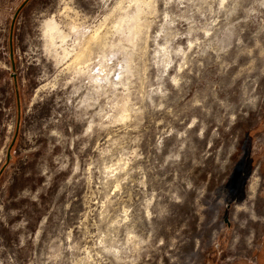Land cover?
Listing matches in <instances>:
<instances>
[{"label": "rangeland", "instance_id": "374dc122", "mask_svg": "<svg viewBox=\"0 0 264 264\" xmlns=\"http://www.w3.org/2000/svg\"><path fill=\"white\" fill-rule=\"evenodd\" d=\"M23 1L0 0V167ZM12 30L0 264L264 252V0H28Z\"/></svg>", "mask_w": 264, "mask_h": 264}, {"label": "water", "instance_id": "95a60500", "mask_svg": "<svg viewBox=\"0 0 264 264\" xmlns=\"http://www.w3.org/2000/svg\"><path fill=\"white\" fill-rule=\"evenodd\" d=\"M28 0H24L19 6L18 8L15 10L11 23H10V32H9V59H10V63H11V72H10V76L13 80V86H14V94H15V100H16V122H15V130H14V134L13 137L11 139V142L7 148L6 151V158H5V162L4 164L0 167V174L2 173L5 165L9 162V159L11 158V153H10V149L11 146L13 145L15 138L18 134V130H19V125H20V117H21V108H20V97H19V90H18V84H17V79H16V72H15V64H14V59H13V49H12V29H13V25H14V21L15 18L18 14V12L20 11V9L26 4Z\"/></svg>", "mask_w": 264, "mask_h": 264}, {"label": "bare ground", "instance_id": "6f19581e", "mask_svg": "<svg viewBox=\"0 0 264 264\" xmlns=\"http://www.w3.org/2000/svg\"><path fill=\"white\" fill-rule=\"evenodd\" d=\"M44 34L46 37L50 38L51 40L58 38L62 43L65 42L66 35L61 32L57 26V24L53 22H46L44 26ZM64 50V49H63ZM81 56V53H78L75 58L78 59Z\"/></svg>", "mask_w": 264, "mask_h": 264}, {"label": "flooded vegetation", "instance_id": "af4514ba", "mask_svg": "<svg viewBox=\"0 0 264 264\" xmlns=\"http://www.w3.org/2000/svg\"><path fill=\"white\" fill-rule=\"evenodd\" d=\"M257 264H264V252H260V254L258 255Z\"/></svg>", "mask_w": 264, "mask_h": 264}, {"label": "crops", "instance_id": "0c3cea01", "mask_svg": "<svg viewBox=\"0 0 264 264\" xmlns=\"http://www.w3.org/2000/svg\"><path fill=\"white\" fill-rule=\"evenodd\" d=\"M258 254H259V253L254 254V256H255V261H254L253 263H251L250 261H248L247 264H257V261H258ZM243 264H246V259L243 261Z\"/></svg>", "mask_w": 264, "mask_h": 264}, {"label": "trees", "instance_id": "16d2710c", "mask_svg": "<svg viewBox=\"0 0 264 264\" xmlns=\"http://www.w3.org/2000/svg\"><path fill=\"white\" fill-rule=\"evenodd\" d=\"M13 31V30H12ZM20 122H21V117H20ZM15 141H16V138H15ZM15 143V142H14ZM14 145V144H13Z\"/></svg>", "mask_w": 264, "mask_h": 264}]
</instances>
